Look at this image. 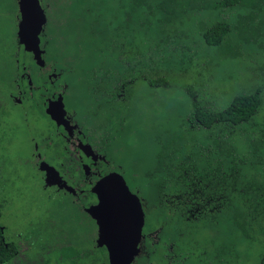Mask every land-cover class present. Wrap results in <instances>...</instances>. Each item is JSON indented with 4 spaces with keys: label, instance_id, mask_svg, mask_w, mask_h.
Here are the masks:
<instances>
[{
    "label": "trees",
    "instance_id": "trees-1",
    "mask_svg": "<svg viewBox=\"0 0 264 264\" xmlns=\"http://www.w3.org/2000/svg\"><path fill=\"white\" fill-rule=\"evenodd\" d=\"M57 1L39 0L44 71L66 82L79 125L99 120L93 134L127 187L145 198L156 189L145 218L178 229L200 263L240 264L254 251L264 264V0ZM12 29L0 30L10 60ZM0 126L1 147L13 128ZM41 194L56 212L18 233L29 248L45 243L25 263L107 264L92 219L70 199ZM7 236L0 264L17 257ZM69 239L88 249L72 252ZM187 248L178 245L180 257Z\"/></svg>",
    "mask_w": 264,
    "mask_h": 264
},
{
    "label": "flooded vegetation",
    "instance_id": "flooded-vegetation-1",
    "mask_svg": "<svg viewBox=\"0 0 264 264\" xmlns=\"http://www.w3.org/2000/svg\"><path fill=\"white\" fill-rule=\"evenodd\" d=\"M41 36L40 34V39ZM11 46V60L10 57L5 59L0 56V70L10 69L8 76L4 71L0 72V122L6 118L8 110L15 112V115L26 125L29 111L27 103H31L30 110L35 108L41 112L39 114L46 121L42 124L39 134L29 136L28 140L22 143L24 148L21 144L18 145L15 167L10 168L7 157L0 154V192L3 191L6 181L9 182L5 186L14 187L13 181L19 176L17 171L26 168L29 172H35L38 179V184L35 187L41 193H45L46 197L70 199L71 204L90 217L87 208L95 203L92 186L96 181L101 180L107 172L116 168V164L115 166L109 164L111 161L110 155L107 156L106 144L100 142L99 135L93 134L99 125V120L94 118L92 123L84 125L85 128L79 125L76 112L69 108L68 100L71 98V94H68L66 82L59 79L57 73L44 71L45 61H41L44 41L38 42L39 56H35V58L31 52L24 50L22 45L18 44L17 38L14 40V45L11 44ZM29 63L30 68L35 69L37 74L44 73L48 80L42 81V83L32 80L30 75L35 71H29ZM10 65L14 68H11ZM50 85L51 88L48 90ZM53 100L62 103L63 112L53 103ZM45 109L50 115L45 112ZM0 129L3 130L1 126ZM40 167L49 168L52 173L56 172V182L45 185L43 180L45 172ZM49 181L52 183V178H49ZM104 181L107 183H103V185L115 189L116 183L112 180L104 179ZM128 190L135 194L140 201V209L143 214L141 236L137 242L138 250L130 264H212L209 261L200 263L191 258V251L194 249L190 246L187 237L185 238L187 242H180L183 235L178 229L169 232L170 226L164 229L156 226V222L147 220L144 210L148 208L146 205L148 200L137 190L129 188ZM145 191L143 190L144 194L148 192ZM155 191L154 188L149 196L151 201L155 199ZM4 202L0 198V209ZM86 219L83 218V220ZM91 225L93 233L96 229L93 219ZM8 234L0 223V241L7 242ZM73 235L85 239L81 232L73 233ZM23 240L26 241L25 238H19L18 244H23ZM85 241L83 240L82 247L80 240L72 239L71 245L74 247H72V252L75 249L81 251L80 255L85 252L88 249ZM178 245H186L188 247L186 250L189 253L180 257Z\"/></svg>",
    "mask_w": 264,
    "mask_h": 264
},
{
    "label": "rangeland",
    "instance_id": "rangeland-1",
    "mask_svg": "<svg viewBox=\"0 0 264 264\" xmlns=\"http://www.w3.org/2000/svg\"><path fill=\"white\" fill-rule=\"evenodd\" d=\"M11 1L12 0H9L10 3ZM58 1L57 3H59ZM15 4L14 6L12 4V8L9 9L6 7L5 1L0 0V30L7 31L8 29L13 31L14 28L12 29V27L16 24V21H14L15 19H13V13H17ZM8 11H11L12 17L10 19L11 23L9 28L7 27V18L9 15ZM9 44L10 40L8 39L0 41V53L7 55L9 52ZM2 71L3 70H0V72ZM139 89H141V85L138 83L134 84L132 87L133 94H135ZM27 108L29 111L26 125L15 115V112L8 110V115L1 121V124L5 128H13L12 131L7 134L10 138L7 139L5 136L1 141V147L3 150H0V154L5 155L7 157V161L9 160L10 168L15 167L16 165L15 155L19 150L18 145L21 144L24 148L22 143L27 140L29 136H35L39 134L42 124L46 121V119L41 114H39L41 112H38L35 108L30 110L31 103H27ZM119 156H122V154ZM109 164L115 166L113 160H111ZM17 172L19 173V176L13 181L14 187L5 186L9 182L6 181L5 185H3V191L0 192V198L5 201L3 204H1L0 223L2 226H4V230L12 236L15 244L19 245L18 240L21 238V236L18 233L25 231L24 235H26V232H28L30 229H33V227L30 226L31 223H41V218L44 215V211L50 214L55 213L56 210H54L53 207L47 205V202L49 201L45 200V197L42 196L39 189L35 187L38 184V179L34 171L29 172L25 168ZM110 173L118 175L116 169L107 172L106 175ZM40 235L44 236L45 234L40 233ZM23 242L25 244L23 243L19 245L18 251H15L17 257L11 261V264H26L25 256L31 260L30 258L36 255L38 248L40 251H43L40 249V246L45 245L43 241H37L34 248H29L27 244L28 242L25 240H23ZM183 242L187 241L184 239ZM245 260H242L240 264H255L256 253L254 251H249Z\"/></svg>",
    "mask_w": 264,
    "mask_h": 264
},
{
    "label": "water",
    "instance_id": "water-1",
    "mask_svg": "<svg viewBox=\"0 0 264 264\" xmlns=\"http://www.w3.org/2000/svg\"><path fill=\"white\" fill-rule=\"evenodd\" d=\"M15 2L17 9L15 36L18 44H21L24 50L31 52L35 58L39 56L37 35L45 22L44 11L39 0H15ZM53 103L63 112L61 102L53 100ZM45 112L50 115L46 109ZM40 169L45 172V184L56 182V172L52 173L46 167ZM49 178H52V183ZM104 179L116 183L115 189L103 185ZM125 186L119 175L110 173L96 181L91 188L95 195V203L89 206L91 214L100 212L112 220V223L105 227V234L96 239L97 246L103 245L106 248L107 264H130L138 250L137 242L141 236L143 214L134 194L131 201L122 194ZM127 191L131 193L128 188ZM87 212L90 214L88 210ZM95 220L98 223V217H95Z\"/></svg>",
    "mask_w": 264,
    "mask_h": 264
},
{
    "label": "clouds",
    "instance_id": "clouds-1",
    "mask_svg": "<svg viewBox=\"0 0 264 264\" xmlns=\"http://www.w3.org/2000/svg\"><path fill=\"white\" fill-rule=\"evenodd\" d=\"M116 167V166H115ZM44 180V179H43ZM45 184V183H44ZM47 185V184H45ZM49 185V184H48ZM127 186V185H126ZM153 189H151V191L148 190V194H147V198L146 199H150L149 196L151 195ZM133 194V193H132ZM135 195V194H134ZM136 196V195H135ZM138 199V198H137ZM139 205H140V201L138 200ZM141 207V206H140ZM87 210L90 212L89 207L87 208ZM89 214V213H88ZM91 214V212H90ZM89 214V215H90ZM90 217L94 220L95 225H96V229L94 230L93 234H94V239L96 241V239L101 236H103L105 234V227H107L109 224L112 223V220L103 213L98 212V214L95 215H90ZM95 217H98V223H96ZM67 235V234H66ZM23 238V237H21ZM27 241V240H26ZM69 243H72V239L68 240Z\"/></svg>",
    "mask_w": 264,
    "mask_h": 264
},
{
    "label": "snow or ice",
    "instance_id": "snow-or-ice-1",
    "mask_svg": "<svg viewBox=\"0 0 264 264\" xmlns=\"http://www.w3.org/2000/svg\"><path fill=\"white\" fill-rule=\"evenodd\" d=\"M103 183H107V181H104ZM122 194L129 200V201H131L134 197H133V194H131V193H129L128 191H127V188H126V186H125V188L123 189V192H122Z\"/></svg>",
    "mask_w": 264,
    "mask_h": 264
}]
</instances>
